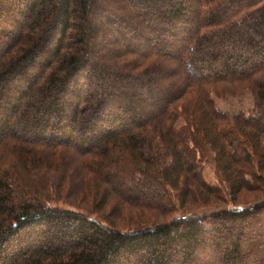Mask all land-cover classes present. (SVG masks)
Masks as SVG:
<instances>
[{
	"label": "trees",
	"instance_id": "16d2710c",
	"mask_svg": "<svg viewBox=\"0 0 264 264\" xmlns=\"http://www.w3.org/2000/svg\"><path fill=\"white\" fill-rule=\"evenodd\" d=\"M248 192L264 0H0V264H264Z\"/></svg>",
	"mask_w": 264,
	"mask_h": 264
},
{
	"label": "rangeland",
	"instance_id": "374dc122",
	"mask_svg": "<svg viewBox=\"0 0 264 264\" xmlns=\"http://www.w3.org/2000/svg\"><path fill=\"white\" fill-rule=\"evenodd\" d=\"M216 104L218 108L223 111L230 113H238V112H249L254 108L255 102L251 93L246 92L241 97H228L226 99H216ZM204 176L206 180L213 185H220V180L217 176L216 168L213 163L205 166ZM229 199V198H228ZM226 200V202H219L211 205L201 206L196 209L189 210L187 213H183L181 217L188 216L193 217L195 215L200 214H210L214 212H219L221 210L233 209V204ZM264 199V194L256 193V192H248L242 197L238 204L243 206L244 204L247 206L250 205L252 208V204L262 201Z\"/></svg>",
	"mask_w": 264,
	"mask_h": 264
},
{
	"label": "built area",
	"instance_id": "2783aa9c",
	"mask_svg": "<svg viewBox=\"0 0 264 264\" xmlns=\"http://www.w3.org/2000/svg\"><path fill=\"white\" fill-rule=\"evenodd\" d=\"M184 220H187L189 217L188 216H184L182 217Z\"/></svg>",
	"mask_w": 264,
	"mask_h": 264
}]
</instances>
